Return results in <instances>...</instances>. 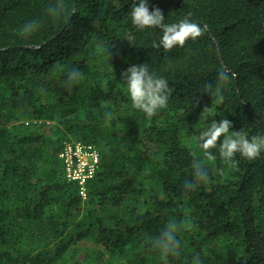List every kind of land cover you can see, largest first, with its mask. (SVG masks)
Returning <instances> with one entry per match:
<instances>
[{"label":"trees","instance_id":"trees-1","mask_svg":"<svg viewBox=\"0 0 264 264\" xmlns=\"http://www.w3.org/2000/svg\"><path fill=\"white\" fill-rule=\"evenodd\" d=\"M54 2L0 0V264H264V152L233 167L198 142L223 118L264 135V0H147L167 24L205 28L170 51L153 47L160 29L133 26L139 0H65L59 18ZM143 63L173 89L152 118L121 80ZM72 68L81 78L65 86ZM222 69L234 74L222 99L203 94ZM75 144L98 153L85 199L59 158ZM194 160L209 182L185 195ZM169 220L181 251L162 259L145 241Z\"/></svg>","mask_w":264,"mask_h":264},{"label":"clouds","instance_id":"clouds-1","mask_svg":"<svg viewBox=\"0 0 264 264\" xmlns=\"http://www.w3.org/2000/svg\"><path fill=\"white\" fill-rule=\"evenodd\" d=\"M66 7L65 0H55L53 4L49 5L47 12L53 18H59L64 14ZM130 14L131 22L137 30L143 31L146 28H158L162 31L160 43L156 44L154 42L153 47H163L166 51H170L176 46L183 47L189 39L195 41L205 32L203 26L191 22L188 17L181 19L177 23H165L162 11L155 7L150 10L147 0H139L138 3H133ZM38 28V22L33 20L27 22L20 29V34L25 37L30 36ZM233 76L234 74L227 70L222 69L218 71L215 84L206 83L201 90L202 93L210 97L222 99V90ZM80 78V71L77 68H72L66 73L65 86H72L78 83ZM121 80L127 86L133 108L143 112L148 118L156 116L158 110L165 109L168 106L173 89L164 77H158L155 73L151 72L147 63L131 65L121 73ZM203 111H207V107ZM105 115L108 118L111 117V113H105ZM215 115V112H208L206 118ZM232 127V121L227 118L220 119L219 122L212 120L206 130L199 135L198 142L204 150V155L208 161L216 159V156L210 150L216 148L217 144H219L220 157L233 167L236 165L235 156L237 153L247 160H254L264 152V135H252L249 137L242 130L230 131ZM221 137H223L222 140ZM61 162L65 170L63 160ZM97 168L98 163L92 177L96 173ZM192 168V179L185 180L183 184L185 195L196 191L200 185L209 182V175L202 161L194 160ZM65 178L67 179L66 171ZM91 178L85 180L82 186L76 182L67 180L78 187L79 195L81 196L80 188H84L86 181L91 180ZM181 230L182 222L169 220L160 234L154 238L146 239L145 244L149 249L158 251L162 259H167L169 256L178 257L181 251V241L178 238V234ZM194 264H202L199 255L194 257Z\"/></svg>","mask_w":264,"mask_h":264},{"label":"built area","instance_id":"built-area-1","mask_svg":"<svg viewBox=\"0 0 264 264\" xmlns=\"http://www.w3.org/2000/svg\"><path fill=\"white\" fill-rule=\"evenodd\" d=\"M65 164L66 177L81 186L85 180L92 177L98 163V153L95 148L81 144L67 146L60 155ZM82 198H85V190L80 188Z\"/></svg>","mask_w":264,"mask_h":264}]
</instances>
